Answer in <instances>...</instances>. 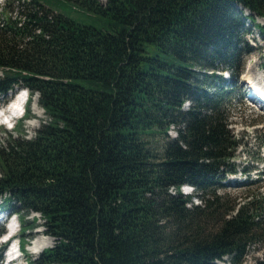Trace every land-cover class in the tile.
<instances>
[{
  "label": "trees",
  "instance_id": "trees-1",
  "mask_svg": "<svg viewBox=\"0 0 264 264\" xmlns=\"http://www.w3.org/2000/svg\"><path fill=\"white\" fill-rule=\"evenodd\" d=\"M14 3L0 91L26 89L45 119L0 146V211L23 250L38 219L55 240L32 264L239 263L264 210L217 192L239 143L217 71L235 77L247 21L264 36V0ZM69 3L97 25L58 10Z\"/></svg>",
  "mask_w": 264,
  "mask_h": 264
},
{
  "label": "rangeland",
  "instance_id": "rangeland-1",
  "mask_svg": "<svg viewBox=\"0 0 264 264\" xmlns=\"http://www.w3.org/2000/svg\"><path fill=\"white\" fill-rule=\"evenodd\" d=\"M99 1L105 2V0ZM5 8L14 9V0H0V13ZM58 10L68 14L79 22L97 25L94 19L80 12V7L74 3L59 7ZM256 22L264 27L263 19L258 18ZM247 26L249 27V31L244 36L247 49L243 48L241 50L242 54L239 56V61L233 69L235 77L231 76L229 69L217 71L224 76L226 82H231L230 86L228 85V93L226 94L228 121L230 123L228 128L231 135L234 136L235 141L239 142L237 148L234 150V156L229 160V165L227 166V168L233 169V172L228 171L227 168L225 169V177L220 179L217 192L223 196L224 205L228 207L234 201L247 202V198L253 197L259 200L258 204H261L264 210V205H262L264 201V110L246 97V86L250 82L258 81L264 87V36L258 32L256 26L248 23V21ZM1 76L2 73L0 71ZM18 90H20L19 86L7 92L0 91V108L14 98V94ZM27 104L30 109V116H26L25 114L23 118H16L18 113L14 111L16 115L12 121L7 123V125H0V146H5L11 136L17 137L22 133L25 134L26 138H32L35 131L39 128L40 122L45 119L42 109L36 103V96L32 97L31 101H27ZM183 107L187 108L188 103L186 102ZM7 109L11 111V108ZM2 112L0 111V113ZM40 113L43 114V117H39ZM167 133L170 137L176 135L173 127ZM160 138L162 137L160 136ZM181 189L183 193L188 195L194 192L190 189V186H183ZM192 202L193 204H201V201L195 195H193ZM6 213L8 211H0V226L5 231L7 230L6 223L8 220L6 219ZM34 216L39 217V214L31 213L29 219L31 220ZM16 218L17 216L13 217V222H15ZM36 224L38 226L35 229L27 230L24 233L25 237H27V243H25L23 251L24 255H20L13 264H32L33 261H37L40 258L41 253L46 248L54 245L55 240L45 235L42 220L38 219ZM19 230L16 233L18 237L21 235ZM250 237L249 244L237 264H264V218L263 224L260 228L255 229ZM16 241L14 240L13 245ZM40 243L41 247L37 248V245ZM3 246L0 240V264H6L7 251ZM231 263L230 257H224L222 260L216 261L215 264ZM234 264L236 263L234 262Z\"/></svg>",
  "mask_w": 264,
  "mask_h": 264
},
{
  "label": "bare ground",
  "instance_id": "bare-ground-1",
  "mask_svg": "<svg viewBox=\"0 0 264 264\" xmlns=\"http://www.w3.org/2000/svg\"><path fill=\"white\" fill-rule=\"evenodd\" d=\"M246 87H247L246 97L249 100H251L252 103L258 105L261 109L264 110V87L261 85V83H259L258 81L257 82L252 81ZM15 102H16L15 98H12L6 105L0 108V111H3L2 113H0V125H7V123H10V121H12V119L15 117L16 115L15 112H17L13 106ZM7 108H11V111H9ZM39 117H43V114L40 113ZM40 247H41V243L37 245V248Z\"/></svg>",
  "mask_w": 264,
  "mask_h": 264
}]
</instances>
